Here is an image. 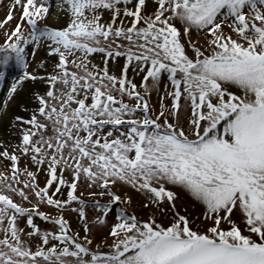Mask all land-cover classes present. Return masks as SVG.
<instances>
[{"label": "snow or ice", "instance_id": "1", "mask_svg": "<svg viewBox=\"0 0 264 264\" xmlns=\"http://www.w3.org/2000/svg\"><path fill=\"white\" fill-rule=\"evenodd\" d=\"M0 6V264H264V0Z\"/></svg>", "mask_w": 264, "mask_h": 264}, {"label": "rangeland", "instance_id": "2", "mask_svg": "<svg viewBox=\"0 0 264 264\" xmlns=\"http://www.w3.org/2000/svg\"><path fill=\"white\" fill-rule=\"evenodd\" d=\"M6 2H10V0H6ZM6 11H7L6 8H4L3 6H0V20H2L4 18L5 14H6ZM49 23L53 24L56 27H62L63 24H64V20H61V21L57 22L55 20V15H53V17L50 18ZM14 25H15V21L12 22L11 26H14ZM226 31H227V29H226ZM2 42H3V33L0 32V43H2ZM42 59H48L49 60L48 68H49V71H51L52 63L55 62L56 58L55 57H50V58L43 57ZM42 59H40V60L36 59V62L39 63ZM94 62L97 63V64L100 63L99 54L96 55ZM120 62L123 63L124 61L121 59ZM33 67H35V65H33ZM8 75H9L8 80L15 79L18 75H20V70L15 68V67H10L8 69ZM129 76H132L131 71L129 72ZM136 79H137V82H139V77H136ZM165 83H167V81H165ZM0 90H1V88H0ZM33 90L43 91L44 87H43V85H40V84L33 85L30 82L26 83V85L24 86V90L22 92V94L24 96V102L25 103L29 102L28 101V97L30 96L31 91H33ZM157 100H158V98H157L156 93H153L151 102H152V104L154 106H156L158 108ZM165 103L166 104H170V100H165ZM29 106H31V105H29ZM16 115H23V116L27 117L28 114L20 111V113L18 112ZM18 140H19L18 136H15V137H13L11 139H7V140H1L0 139V141H4L5 143L11 141V143H13V144L17 143ZM4 163H7V162H4ZM4 163H0V171L4 170ZM21 167H23V162L21 163ZM38 181L40 182L39 178H38ZM40 183H41V185H43V182H40ZM129 194L133 196L132 210H135L137 215L146 216L148 214V212H147V210L143 209L142 203H141L142 200H143V197L141 195H139V194L134 193V192H130ZM179 196H180V199L177 201V206L180 208V211L182 213L184 212V209L186 208L187 209V214L189 215L190 219H194L195 217H198V216L201 215V213L203 212V208L199 204L194 203L193 201H191L190 198L186 194H184L183 192H180ZM87 211H88L89 217L92 218L94 216V210L90 208ZM67 218L70 220V222L72 223L73 227H77L78 226L79 221H78V218H77L75 213L67 214ZM113 222H114L113 219L111 217H109V223L111 224ZM37 223L40 224L42 222L37 220ZM197 223H199V222H197ZM21 226L22 227L24 226L23 222H21ZM200 226L203 227L204 225L201 224ZM106 231H107V229H101L97 233V241L96 242H99L100 237L103 234H105Z\"/></svg>", "mask_w": 264, "mask_h": 264}, {"label": "bare ground", "instance_id": "3", "mask_svg": "<svg viewBox=\"0 0 264 264\" xmlns=\"http://www.w3.org/2000/svg\"><path fill=\"white\" fill-rule=\"evenodd\" d=\"M43 57H46L44 51H39L37 52L36 54V59L37 60H40L42 59ZM9 78V75L8 77ZM11 81V79L9 80ZM26 85V84H25ZM5 96V92H4V89L1 88L0 90V100H2ZM18 102L20 100H23L24 101V96L23 94L21 93L20 97L17 98ZM20 113V110L18 107H16L15 105H13V107L11 108L10 112H9V116H11L13 113L14 114H17V113ZM12 132V129H10L7 125V120H5L3 123H0V139L1 140H7V139H11L13 137H15V135H11L10 133ZM45 173L44 172H41L40 175L38 176L40 182H44L45 180Z\"/></svg>", "mask_w": 264, "mask_h": 264}]
</instances>
